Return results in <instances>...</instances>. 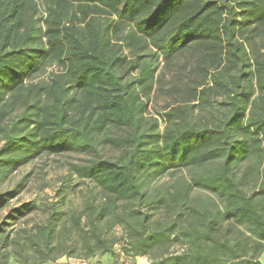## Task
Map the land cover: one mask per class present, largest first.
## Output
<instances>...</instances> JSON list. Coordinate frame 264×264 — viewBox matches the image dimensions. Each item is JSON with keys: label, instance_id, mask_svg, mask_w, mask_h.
Returning <instances> with one entry per match:
<instances>
[{"label": "trees", "instance_id": "1", "mask_svg": "<svg viewBox=\"0 0 264 264\" xmlns=\"http://www.w3.org/2000/svg\"><path fill=\"white\" fill-rule=\"evenodd\" d=\"M0 143V264L112 255L116 228L149 264H263L264 0H0ZM72 152L58 204L10 206Z\"/></svg>", "mask_w": 264, "mask_h": 264}, {"label": "rangeland", "instance_id": "2", "mask_svg": "<svg viewBox=\"0 0 264 264\" xmlns=\"http://www.w3.org/2000/svg\"><path fill=\"white\" fill-rule=\"evenodd\" d=\"M37 1L40 4L42 3V0H37ZM40 16L44 17V14L41 13ZM54 71H56L55 65H47L42 69V71L36 73L33 79L34 81H46L49 74ZM164 103H165V99L163 97L157 96L152 93L147 102L146 115L159 118L158 113L160 112V109ZM89 157L90 155L79 152L66 153L59 156H41L33 160L29 164L21 167L16 172L11 174L10 178L12 182L8 186H11L14 181L18 180L21 176L24 175L26 176L25 178L26 181L18 197L10 202V206L15 205L19 202L20 203L29 202L35 205H40L51 201L58 204L59 200L55 196L53 190L54 187L58 185L57 184L58 177L66 173L68 163L79 161ZM46 184H48V186H45ZM70 184L73 186L75 193L73 195L69 194L67 196L66 205L69 206L73 204L75 207H79L80 195L78 194V192L81 189L90 187L91 185L86 181L76 178L75 176ZM5 212L6 210L1 211L0 216L4 215ZM122 234H123V230L121 228H116L110 232V236L116 238L118 241L115 246L113 254L112 255L108 254L105 255V257H100L93 264H135L131 259L126 258L121 252ZM146 262L149 263L148 260H146ZM80 263L92 264V262H88V260L85 261L80 260ZM9 264H16V263L10 262ZM47 264H56V261L49 262ZM63 264H74V263L68 262ZM140 264H146V263L142 261L140 262Z\"/></svg>", "mask_w": 264, "mask_h": 264}, {"label": "crops", "instance_id": "3", "mask_svg": "<svg viewBox=\"0 0 264 264\" xmlns=\"http://www.w3.org/2000/svg\"><path fill=\"white\" fill-rule=\"evenodd\" d=\"M105 255H108V254H103V255H97L95 256L94 258H91L90 260H88V262H92V264L94 262H96L97 259H99L100 257H105ZM131 259L134 263L137 262L138 264H140L141 259L140 257H136V258H129ZM260 260L261 262L264 264V252L263 254L260 256ZM68 262H73L74 264H81L80 263V260H75V259H71V258H60L59 260L56 261V264H63V263H68ZM79 262V263H78ZM82 262V261H81ZM149 264V263H148Z\"/></svg>", "mask_w": 264, "mask_h": 264}, {"label": "built area", "instance_id": "4", "mask_svg": "<svg viewBox=\"0 0 264 264\" xmlns=\"http://www.w3.org/2000/svg\"><path fill=\"white\" fill-rule=\"evenodd\" d=\"M180 251H182V249H179ZM140 259H141V261H143V262H145L146 264H148L147 262H146V258L145 259H142L141 257H140ZM135 264H138L137 262H135Z\"/></svg>", "mask_w": 264, "mask_h": 264}]
</instances>
